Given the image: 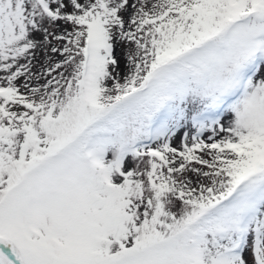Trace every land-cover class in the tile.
<instances>
[{"label": "snow or ice", "instance_id": "obj_1", "mask_svg": "<svg viewBox=\"0 0 264 264\" xmlns=\"http://www.w3.org/2000/svg\"><path fill=\"white\" fill-rule=\"evenodd\" d=\"M0 264H264V0H0Z\"/></svg>", "mask_w": 264, "mask_h": 264}]
</instances>
